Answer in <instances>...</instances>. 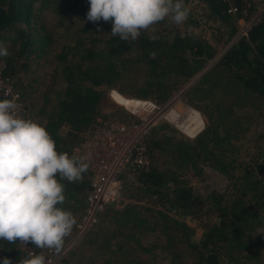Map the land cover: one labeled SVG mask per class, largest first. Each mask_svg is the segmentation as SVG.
<instances>
[{"label":"trees","instance_id":"1","mask_svg":"<svg viewBox=\"0 0 264 264\" xmlns=\"http://www.w3.org/2000/svg\"><path fill=\"white\" fill-rule=\"evenodd\" d=\"M230 1L248 2L250 14L264 0ZM183 3L189 9L185 23L176 25L167 17L126 42L111 35V22L86 19L89 0H0V43L9 52L0 57L1 74L25 100L37 86L13 76L28 66L30 55L42 56L39 64L49 58L47 78L29 101L33 112L23 118L45 126L58 153L74 156L83 133L99 123L100 103L110 88L120 93L117 100L160 103L188 83L182 94L202 115L185 106L198 126L203 122L191 138L166 124L150 128L148 166L118 175L119 193L131 200L120 206L107 202L67 253L89 246L87 264H99L94 263L98 253L106 254L100 264H264V132L244 133L264 113V6L247 34L228 44L238 15L226 12L228 1ZM45 8L58 30L41 18ZM205 28L213 31L211 38L203 34ZM153 29L156 41L149 40ZM160 155L167 165L158 162ZM204 166L224 175L222 191L201 195L181 176L185 169L198 173ZM89 180L88 170L82 183L60 181L66 199L57 207L76 220ZM183 215L200 228L197 239L190 238L193 228ZM24 246L40 250L0 240V264L28 259ZM140 250L146 255L134 254ZM64 263L70 264L66 258Z\"/></svg>","mask_w":264,"mask_h":264},{"label":"clouds","instance_id":"2","mask_svg":"<svg viewBox=\"0 0 264 264\" xmlns=\"http://www.w3.org/2000/svg\"><path fill=\"white\" fill-rule=\"evenodd\" d=\"M188 15L183 0H89L86 19L93 24L111 22V35L127 42L167 17L181 25ZM154 32L151 41L159 39ZM8 55L0 43V57ZM18 100V94L0 100V240L60 252L77 223L70 211L57 207L66 199L60 181L82 183L89 164L82 156L58 153L45 126L18 114ZM3 264L10 261L4 259ZM20 264L48 261L43 254H33Z\"/></svg>","mask_w":264,"mask_h":264},{"label":"built area","instance_id":"3","mask_svg":"<svg viewBox=\"0 0 264 264\" xmlns=\"http://www.w3.org/2000/svg\"><path fill=\"white\" fill-rule=\"evenodd\" d=\"M225 1H228L226 12L230 14L238 12L236 30L230 38L229 44L237 37L247 34L251 24L257 20L264 4H257L254 11L247 14L248 2L237 6L230 0ZM224 47L219 49L215 56L220 54ZM3 65L0 60V93L3 99H12L18 94L17 102L22 105L18 114L24 117L28 112L27 104L23 97L11 87V81L6 76H2ZM262 70L264 75V60ZM6 92L9 95L6 96ZM135 98H138L140 103L137 104L136 110H128L133 115L130 119H104L91 130L83 133L82 140L74 147L72 153L74 156L85 158L89 164L90 180L83 199L82 211L76 220L77 223L64 241L60 252H55L52 249L36 251L31 247L24 246L28 259L33 254H43L48 264H65L64 259L69 249L95 223L98 212L104 208L107 202L119 197V173L125 169H139L148 166L149 155L145 136L159 119L168 121L165 113L172 106H161L148 98Z\"/></svg>","mask_w":264,"mask_h":264},{"label":"rangeland","instance_id":"4","mask_svg":"<svg viewBox=\"0 0 264 264\" xmlns=\"http://www.w3.org/2000/svg\"><path fill=\"white\" fill-rule=\"evenodd\" d=\"M264 4V1L259 2V5ZM41 18H43L45 24L47 26L53 27V29L58 30L59 27L56 26L55 24V18L53 16V13L49 11L48 9H42L40 13ZM203 34L207 36L208 38H211L213 35V31L209 28L203 29ZM224 46H220L219 49H221ZM32 54V53H31ZM34 55V54H32ZM31 58L28 57V66L25 69L19 70L13 78L16 76H19L23 82H28L32 85H36L37 89L35 91H31L30 94L25 97L27 103H28V112L27 115L30 116L31 113L33 112V108L30 106L29 101H31V98L35 100L34 94H36L37 90L40 88V81L41 80H46V72L50 69V63L48 62V59L46 62L39 64L38 62L42 61L43 57L42 56H36L34 55L33 57L30 55ZM38 61V62H37ZM35 78V79H34ZM186 85L188 83H185L181 88L177 89L175 92H173L166 100L158 103L161 104V106H172L166 113L165 117L168 119L166 121L165 119H159V121L156 124H166L167 126L173 128L176 130L178 133L184 135L185 137L191 138L196 134L199 129L202 127L203 122L201 123L200 126H198V121L194 118L189 116L187 111H185V106H191V105L186 99L185 96L182 94ZM27 90L29 87H26ZM111 89V90H110ZM106 91V96L100 103L99 111L102 116L99 117V120H104V119H123V120H128L130 119L133 115L128 111H134L137 108V104L140 102L136 99H131V100H124V99H118L119 97V92H117L115 89L110 88ZM119 93V94H118ZM122 95V94H121ZM124 96V95H123ZM133 97V96H132ZM195 108V107H194ZM193 109V108H192ZM197 109V108H195ZM194 110V109H193ZM196 111V110H194ZM198 113L199 110L197 109ZM201 115V113H200ZM187 117L188 122L186 124V121H184V118ZM197 116V115H195ZM202 117V115H201ZM32 118V117H31ZM203 119V118H202ZM256 123H250L246 125V130L244 133L247 136H252L254 132L257 131H263L264 132V113H261V115L257 118ZM183 121V122H182ZM189 123V124H188ZM155 124V125H156ZM198 126V127H197ZM158 162L162 165L165 166L167 165L166 159L160 155L158 157ZM159 164V165H160ZM182 177L187 178L188 184L200 193L201 195L206 194L210 190H216V191H222L225 186H226V178L224 177L223 174L219 173L218 171L213 170L210 167L204 166L200 169L198 173H193L190 169H185L182 171ZM131 200L130 198H127L124 196L122 193H119V197H116L115 200L110 201L109 206H120V202L122 201H127ZM107 208V207H106ZM103 208L101 212L106 209ZM177 216V215H176ZM182 220L185 221L188 225H190L193 228V233L191 235V239L195 240L198 238L200 235V228L196 226V223L193 219L189 218L188 216H181L180 217ZM84 236V235H83ZM82 236V237H83ZM80 241V240H79ZM77 241L74 245L77 246L78 242ZM89 246H86L84 248L77 250L72 254V255H67L66 261L69 262L70 264H87L88 261V256L92 255L91 252H89L88 249ZM134 254H140L139 256H145L146 252L140 250L139 253H134ZM159 255V254H158ZM106 254L104 253H98L94 256V263H99L101 262L102 258L105 257ZM158 257V256H157ZM160 261H163V259H160ZM114 262H110L112 264Z\"/></svg>","mask_w":264,"mask_h":264},{"label":"crops","instance_id":"5","mask_svg":"<svg viewBox=\"0 0 264 264\" xmlns=\"http://www.w3.org/2000/svg\"><path fill=\"white\" fill-rule=\"evenodd\" d=\"M186 106H188V105H186ZM189 108H191L190 106H188ZM192 109V108H191ZM193 110V109H192Z\"/></svg>","mask_w":264,"mask_h":264}]
</instances>
